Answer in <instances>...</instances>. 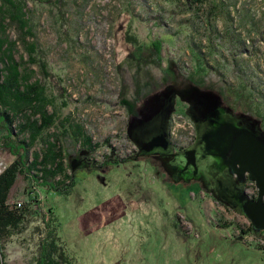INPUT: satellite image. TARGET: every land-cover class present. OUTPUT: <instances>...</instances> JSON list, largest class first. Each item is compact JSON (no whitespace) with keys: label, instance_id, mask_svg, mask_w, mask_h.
I'll use <instances>...</instances> for the list:
<instances>
[{"label":"rangeland","instance_id":"rangeland-1","mask_svg":"<svg viewBox=\"0 0 264 264\" xmlns=\"http://www.w3.org/2000/svg\"><path fill=\"white\" fill-rule=\"evenodd\" d=\"M188 1L62 0L64 24L48 2H26L37 23L28 41L48 65L46 94L96 146L66 193L18 175L13 195L33 199L42 215L53 210L72 264H264V229L253 232L236 209L240 184L205 141L189 164L172 147L137 152L135 139L165 129V117L174 144L191 143L204 117L264 136V0ZM22 50L16 43L15 59ZM63 140L71 173L69 161L86 150ZM13 158L0 146V171ZM37 227L6 240L5 264H34Z\"/></svg>","mask_w":264,"mask_h":264},{"label":"trees","instance_id":"trees-1","mask_svg":"<svg viewBox=\"0 0 264 264\" xmlns=\"http://www.w3.org/2000/svg\"><path fill=\"white\" fill-rule=\"evenodd\" d=\"M207 1L188 2L199 6ZM26 2L0 0V146L14 156L0 171V264H5L6 240L24 233L33 221H39L41 226L33 231L37 237L34 264H72L58 236L59 223L51 208L43 210L42 215L34 209L33 199L20 200L19 206L18 201L8 202L10 189L18 175L27 176L39 190L41 187L45 192L66 193L67 187L72 185L74 171L68 173L64 160V138L80 143L81 150L88 151L89 155L96 146L91 137L85 135L82 125H71L65 117L60 119L55 99L46 94L48 65L43 53L36 49V41H28V37H34L33 28L37 23L27 15ZM42 2L56 8L59 19L63 20L60 23H65L62 0H39L40 4ZM153 22L159 23L160 20ZM8 28L14 29L15 39L8 40L5 34ZM128 38L129 42L137 44L135 36ZM160 42H153L154 51H160ZM16 43L24 52L18 60L12 54ZM50 105L52 109L49 111L47 107ZM36 144L39 146L34 148ZM106 160H109L108 156L103 161Z\"/></svg>","mask_w":264,"mask_h":264},{"label":"water","instance_id":"water-1","mask_svg":"<svg viewBox=\"0 0 264 264\" xmlns=\"http://www.w3.org/2000/svg\"><path fill=\"white\" fill-rule=\"evenodd\" d=\"M201 120L209 125L201 139L206 142L208 151L217 154L223 166H228L230 172L236 174L238 178L241 179L244 174H248L249 179L254 181L257 187L256 200H249L244 193L239 192L235 197V206L250 220L252 231L260 232L264 229V136L238 126L229 118H219L222 121L220 123L209 117ZM165 137L164 130L161 129L148 142L144 139H135V142L139 152L144 153L156 148L167 149L169 144ZM84 153L86 151H81L77 160L69 161L71 171L81 164L82 159L79 157Z\"/></svg>","mask_w":264,"mask_h":264},{"label":"flooded vegetation","instance_id":"flooded-vegetation-1","mask_svg":"<svg viewBox=\"0 0 264 264\" xmlns=\"http://www.w3.org/2000/svg\"><path fill=\"white\" fill-rule=\"evenodd\" d=\"M163 114V113H162ZM165 117V116H164ZM234 121V120H233ZM199 121H196L195 124L197 123V125H195V129H196V138L189 144H184V143H179V144H174L170 139H171V136L169 135L170 134V122L168 121V119L165 117V129L164 130V133L166 135L165 139L168 141V144H169V147H172L176 154V157L181 160V161H184L186 163H192L193 158L195 156H197V150H196V147L199 145V143H201V139H202V135L209 129V125L206 124L205 122H199ZM238 125H240V122H238ZM152 136H149V138L145 141V142H148L150 140ZM137 148V152H139L140 150ZM168 148V147H167ZM229 155V150H227L226 152V156L228 157ZM89 152L86 151V153L82 154L79 159H87L89 158ZM193 156V157H192ZM224 170L225 171V175L230 179V180H233L235 181L236 183L240 184V187L241 189L238 191L237 195L239 194V192L241 193H244L246 195V197L249 199V200H256L257 198V192L256 194H248V189L245 188V185L250 182L251 180L249 179L248 177V174H244L242 176V178H238L236 174H233L230 172L229 170V167L228 166H225L224 167ZM228 187L225 186H220L218 187V193L220 195H225V194H228L230 195V190L228 191L227 189ZM227 190V191H226ZM236 195V196H237ZM247 199V200H248ZM251 229H252V225H251ZM252 232V231H251Z\"/></svg>","mask_w":264,"mask_h":264},{"label":"crops","instance_id":"crops-1","mask_svg":"<svg viewBox=\"0 0 264 264\" xmlns=\"http://www.w3.org/2000/svg\"><path fill=\"white\" fill-rule=\"evenodd\" d=\"M17 179V178H16ZM16 182V181H15ZM15 185V183L13 184V186ZM13 186L11 187V189H10V192H9V195H8V202H10V203H13L14 201L16 202V201H19V200H22V198H21V196L22 195H17V196H15V195H13ZM25 195H28L29 193H27L26 191H25V193H24ZM29 196H30V194H29ZM27 198H25V199H23V200H26Z\"/></svg>","mask_w":264,"mask_h":264},{"label":"built area","instance_id":"built-area-1","mask_svg":"<svg viewBox=\"0 0 264 264\" xmlns=\"http://www.w3.org/2000/svg\"><path fill=\"white\" fill-rule=\"evenodd\" d=\"M16 204H17V206H19L20 205V200Z\"/></svg>","mask_w":264,"mask_h":264}]
</instances>
